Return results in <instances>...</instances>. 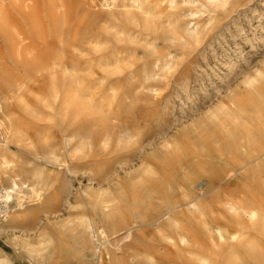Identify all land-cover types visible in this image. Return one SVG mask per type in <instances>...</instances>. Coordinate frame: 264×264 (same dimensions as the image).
Listing matches in <instances>:
<instances>
[{
  "label": "rangeland",
  "instance_id": "1",
  "mask_svg": "<svg viewBox=\"0 0 264 264\" xmlns=\"http://www.w3.org/2000/svg\"><path fill=\"white\" fill-rule=\"evenodd\" d=\"M36 1L43 14L47 0ZM64 2L69 8L67 37L61 39L64 44L53 37L44 39L46 52L62 48V67L53 74L35 75L23 64H11L8 53L2 50L0 72L3 69L20 79L29 109L26 113L15 102H8L27 138L14 145L19 170L22 174L32 169L44 173L39 188L43 199L25 205V220L13 225L15 235L26 238L44 228L54 233L63 230L70 242L69 236L80 230L81 218L95 216L91 205L96 194L117 195L128 203L135 198L147 202L139 183L148 168L160 172V181L175 185L185 169L201 164L217 169L228 159L237 141V128L228 125L220 129L211 114L229 99L244 96V81L257 71L264 72V0H230L210 11L190 0H175L173 5L170 0H148L146 7L157 12L156 32L130 25L127 11L141 16L124 6L127 0H117L114 6H107L103 0ZM192 23L198 28V41L183 43L169 37L173 26L183 32ZM120 27L129 30V38L118 39L115 32ZM42 30L52 33L44 16ZM169 56H173L170 69L157 70V60L164 62ZM72 77L85 99L110 119L111 139L106 146L93 144L78 151L77 142L70 141L76 127L87 124L89 118L81 116L73 124L62 112L61 99H50V87L55 78L64 92ZM102 127L93 130L98 132ZM167 143L178 144L182 156H172ZM32 147L54 153L58 162L35 159L30 153ZM199 184L201 188L202 180ZM236 185L234 180L223 187L228 191ZM172 195L180 197L176 192ZM221 215L216 210L213 216ZM123 237L109 236L102 264L143 251L153 253L157 264L188 262L180 248L167 246L146 223L135 228L129 239ZM12 243V239L0 237V248L11 264H35L16 254ZM48 264L86 262L56 255Z\"/></svg>",
  "mask_w": 264,
  "mask_h": 264
},
{
  "label": "bare ground",
  "instance_id": "2",
  "mask_svg": "<svg viewBox=\"0 0 264 264\" xmlns=\"http://www.w3.org/2000/svg\"><path fill=\"white\" fill-rule=\"evenodd\" d=\"M207 10L224 7L230 0H190ZM114 6L117 0H103ZM148 0H127L129 8L139 12H126V20L133 26L156 32L159 23L154 8L146 7ZM175 0H170V5ZM42 16L47 18L52 33L42 30ZM69 8L64 0H47L42 14L36 0H0V51L8 53L11 64H23L35 75L53 74L62 67L61 49L45 51L44 39H66ZM162 29V28H161ZM118 39L129 38V30L120 27L115 32ZM169 37L187 43L198 41L195 23L183 32L173 26ZM33 39H35L33 41ZM173 56L164 62L157 60V70L171 67ZM1 67V58H0ZM233 70L232 65L228 66ZM118 70L121 67H117ZM1 70V68H0ZM50 99H61L64 115L74 124L81 116L89 118L87 124L76 127L71 136L77 142L76 150L89 149L93 144L106 146L111 139L109 117L85 99L78 82L72 77L64 92L52 79ZM23 84L18 77L0 72V183L10 212L0 224V237L12 239L16 254H23L35 264H48L56 255L76 257L86 264H102L106 259L104 244L109 236L124 235L129 239L135 228L146 223L154 228L167 246L178 247L186 254L187 264H264V72L257 71L244 81V96H236L222 103L211 114L220 129L228 125L237 128V141L230 148L229 157L222 166L196 165L185 171L175 185L160 181L155 168L144 171L145 178L139 186L148 198H138L128 203L122 197L98 193L91 209L95 216H83L80 230H75L70 242L63 233L47 228L32 237L16 236L13 225L25 220L26 204L40 203L43 199L40 186L43 171L32 169L22 174L18 167L19 155L14 145H19L25 135L19 128V117L9 111L8 102H15L28 113L22 97ZM102 127L98 132L93 129ZM24 135V136H23ZM233 134H231L232 136ZM170 154L180 158L183 152L178 144L167 143ZM31 155L44 163L58 162L52 152H39L33 147ZM63 166H66L63 164ZM203 186L200 188L199 181ZM237 181L234 189L226 191L224 184ZM176 192L180 197L175 199ZM213 192L212 196H208ZM155 206L154 204L155 202ZM220 210L222 215L214 217ZM147 211H150L148 213ZM52 214V213H50ZM0 264H11L5 251L0 248ZM112 264H157L156 256L143 251Z\"/></svg>",
  "mask_w": 264,
  "mask_h": 264
},
{
  "label": "built area",
  "instance_id": "3",
  "mask_svg": "<svg viewBox=\"0 0 264 264\" xmlns=\"http://www.w3.org/2000/svg\"><path fill=\"white\" fill-rule=\"evenodd\" d=\"M10 212V203L4 198V193L0 183V224L4 223Z\"/></svg>",
  "mask_w": 264,
  "mask_h": 264
}]
</instances>
